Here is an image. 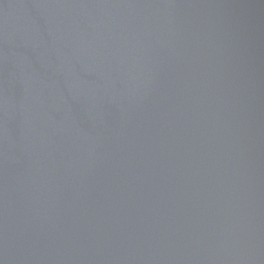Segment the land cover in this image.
<instances>
[{"label":"water","instance_id":"95a60500","mask_svg":"<svg viewBox=\"0 0 264 264\" xmlns=\"http://www.w3.org/2000/svg\"><path fill=\"white\" fill-rule=\"evenodd\" d=\"M0 264H264V0H0Z\"/></svg>","mask_w":264,"mask_h":264}]
</instances>
